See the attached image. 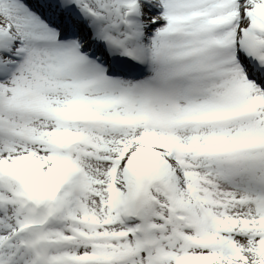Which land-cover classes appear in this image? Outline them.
I'll list each match as a JSON object with an SVG mask.
<instances>
[{
    "label": "snow or ice",
    "instance_id": "obj_1",
    "mask_svg": "<svg viewBox=\"0 0 264 264\" xmlns=\"http://www.w3.org/2000/svg\"><path fill=\"white\" fill-rule=\"evenodd\" d=\"M0 264H264V0H0Z\"/></svg>",
    "mask_w": 264,
    "mask_h": 264
}]
</instances>
